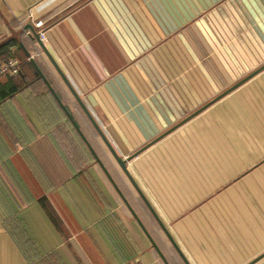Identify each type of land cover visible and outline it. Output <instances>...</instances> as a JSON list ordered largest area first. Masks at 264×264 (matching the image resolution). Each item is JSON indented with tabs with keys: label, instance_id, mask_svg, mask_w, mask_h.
I'll list each match as a JSON object with an SVG mask.
<instances>
[{
	"label": "crops",
	"instance_id": "crops-1",
	"mask_svg": "<svg viewBox=\"0 0 264 264\" xmlns=\"http://www.w3.org/2000/svg\"><path fill=\"white\" fill-rule=\"evenodd\" d=\"M13 35L0 264H165L31 60L168 264L264 254V69L215 100L264 65V0H0V41ZM39 44L118 157L138 153L137 188Z\"/></svg>",
	"mask_w": 264,
	"mask_h": 264
},
{
	"label": "water",
	"instance_id": "water-1",
	"mask_svg": "<svg viewBox=\"0 0 264 264\" xmlns=\"http://www.w3.org/2000/svg\"><path fill=\"white\" fill-rule=\"evenodd\" d=\"M25 29H30L31 31L32 28L31 26L26 27ZM13 32V31H12ZM12 34L15 35V33L13 32ZM11 36L9 38H6L2 41H0V46L10 42L12 40V38L14 37ZM34 37L36 40L39 39L38 35L34 32ZM42 51L44 52V54L47 56V58L49 59V61L51 62V64L53 65V67L56 69V71L58 72V74L60 75V77L62 78V80L65 82V84L67 85L68 89L70 90V92L73 94V96L75 97L78 105L81 107V109L84 111V113L86 114L87 118L90 120V122L92 123L93 127L96 129V131L98 132V134L100 135L101 139L104 141V143L107 145L111 155L113 156V158L115 159L117 165L119 166V168L124 172V174L126 175V177L129 179V181L132 183V185L136 187L133 179L131 178V176L129 175L128 171H127V167L126 164L127 162H129L130 160H132L138 153H134L133 155L127 157L126 159H121L120 157H118V155L111 149V147L108 145V143L105 141V138L103 137V135L100 133L99 129L97 128V126L95 125L94 121L91 119L89 113L87 112V110L85 109V107L83 106L82 103L79 102V99L77 98L76 94L74 93V91L69 87L67 81L65 80V78L63 77V75L61 74V72L58 70V68L56 67L55 63L52 61L51 57L48 55V53L46 52V50L44 49L43 45L39 44ZM33 66L35 67V70L37 71L39 77L44 81L46 87L48 88V90L52 93V95L54 96V98L56 99V101L58 102V104L60 105L61 109L64 111L65 115L67 116V118L69 119V121L71 122V124L73 125V127L76 129V131L80 134L82 140L84 141V143L86 144V146L89 148V150L91 151V153L94 155L95 160L97 161V163L100 165V167L103 169L104 173L106 174L107 178L109 179V181L112 183L113 187L115 188V190L117 191V193L119 194V196L121 197L123 203L125 204V206L127 207V209L130 211V213L132 214L133 218L135 219V221L138 223V225L140 226V228L142 229V231L145 233V235L147 236L148 240L150 241L153 249H155V251L158 253L160 259L162 261H164L165 264H168L166 262V260L164 259L162 253L159 251V249L157 248L156 244L154 243L153 239L150 237V235L147 233V231L145 230L144 226L142 225V223L140 222V220L138 219L137 215L135 214V212L133 211V209L131 208V206L129 205V203L127 202V200L124 198V196L121 194L120 190L118 189V187L116 186V184L114 183V181L112 180V178L110 177V175L108 174L107 170L105 169V167L102 165V163L100 162V160L97 158L96 154L93 152V150L91 149L89 143H87V141L85 140L84 136L82 135L81 131L79 130L77 124L75 123V121L73 120L72 116L70 115L69 111L67 110V108L59 101V98L57 97L56 93L54 92V90L52 89V87L50 86V84L47 82V80L44 78L43 74L41 73V71L39 70L38 66L35 64V62L33 60H31ZM262 69H264V65L262 67H260L259 69H257L256 71H254L253 73H251L250 75H248L246 78L242 79L241 81H239L237 84H235L233 87H231L230 89H228L227 91H225L224 93H222L219 97H217L218 100L221 97H223L224 95L228 94L229 92H231L232 90L236 89L237 87H239L241 84H243L244 82H246L247 80H249L250 78H252L253 76H255L257 73H259ZM214 100V101H215ZM213 101V102H214ZM210 104L205 105L204 107H202V109H200L199 111H197L196 113H194V115H196L198 112H200L201 110L205 109L206 107H208ZM192 115V116H194ZM191 116V117H192ZM163 136V135H162ZM162 136H160L158 138L161 139ZM146 147L143 148V150ZM141 198L144 201L143 196L140 194ZM145 202V201H144ZM149 210L152 212L154 218L156 219V221L158 222V224L160 225V227L162 228V230L164 231L166 237L169 239V241L173 244V247L178 250V248L176 247V245L174 244L170 234L165 230V228L162 226V224L160 223L158 217L155 215V213L153 212V210L149 207ZM263 255H261L260 257H257L254 261H252L249 264H253L256 261H258L261 257H263Z\"/></svg>",
	"mask_w": 264,
	"mask_h": 264
},
{
	"label": "built area",
	"instance_id": "built-area-1",
	"mask_svg": "<svg viewBox=\"0 0 264 264\" xmlns=\"http://www.w3.org/2000/svg\"><path fill=\"white\" fill-rule=\"evenodd\" d=\"M28 17L31 19V13H28ZM34 27L38 29V37L40 40H43L45 37L43 31V21H34ZM21 73L20 62L15 57H10L6 61L0 63V77H13ZM137 264H143L141 262Z\"/></svg>",
	"mask_w": 264,
	"mask_h": 264
},
{
	"label": "trees",
	"instance_id": "trees-1",
	"mask_svg": "<svg viewBox=\"0 0 264 264\" xmlns=\"http://www.w3.org/2000/svg\"><path fill=\"white\" fill-rule=\"evenodd\" d=\"M11 43H13L12 40L10 42H7V43H5V44H3V45L0 46V52L2 51V54L1 55L4 56V57H2V59H8V58L11 57V56H9V53L10 52L8 51V48L11 45ZM5 97H6V95L5 96H2L1 99H0V101L3 100Z\"/></svg>",
	"mask_w": 264,
	"mask_h": 264
},
{
	"label": "rangeland",
	"instance_id": "rangeland-1",
	"mask_svg": "<svg viewBox=\"0 0 264 264\" xmlns=\"http://www.w3.org/2000/svg\"><path fill=\"white\" fill-rule=\"evenodd\" d=\"M85 140L87 141V143H88V140L85 138ZM90 145V144H89ZM90 147H91V145H90ZM91 149H92V147H91ZM113 163H114V161H113ZM113 169H114V171H115V173H114V176H116V177H118V175H119V170H118V168H116V165L115 164H113ZM119 167V166H118ZM108 171V170H107Z\"/></svg>",
	"mask_w": 264,
	"mask_h": 264
},
{
	"label": "flooded vegetation",
	"instance_id": "flooded-vegetation-1",
	"mask_svg": "<svg viewBox=\"0 0 264 264\" xmlns=\"http://www.w3.org/2000/svg\"><path fill=\"white\" fill-rule=\"evenodd\" d=\"M89 149V148H88ZM93 150V149H92ZM91 152V151H90ZM93 152H94V150H93Z\"/></svg>",
	"mask_w": 264,
	"mask_h": 264
}]
</instances>
